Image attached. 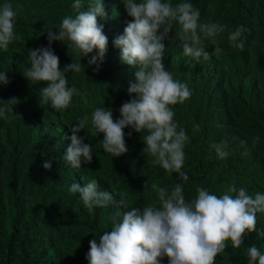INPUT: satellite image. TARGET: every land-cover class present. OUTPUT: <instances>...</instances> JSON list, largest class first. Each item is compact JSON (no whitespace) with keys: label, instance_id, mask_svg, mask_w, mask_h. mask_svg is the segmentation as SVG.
Returning a JSON list of instances; mask_svg holds the SVG:
<instances>
[{"label":"trees","instance_id":"1","mask_svg":"<svg viewBox=\"0 0 264 264\" xmlns=\"http://www.w3.org/2000/svg\"><path fill=\"white\" fill-rule=\"evenodd\" d=\"M88 2L84 0L85 8ZM189 2L200 10L202 23L220 22L228 30L219 37L224 49L220 55L212 54L214 46L205 41L208 59L185 56L175 26L172 40L165 44L167 70L192 93L174 108L176 121L190 139L184 147L183 170L189 176L184 184L186 200L195 197L197 186L221 195L232 182L249 193H264V0ZM4 3L17 13L19 39L7 52L0 50V71L6 72L9 81L0 85V100L17 98L19 103L8 107H14L22 119L0 117V264H88L89 242L110 230L112 209L89 212L79 194L69 191L71 183L83 187L96 179L100 190L109 191L117 201L123 196L130 205L143 207L157 201L155 193L144 192L146 180L169 189L178 182L175 174L153 166L142 153L145 133L133 132L129 137L131 129H125L129 151L118 158L103 151L102 134L91 135L90 117L96 107L112 109L118 119L120 106L132 98L128 88L137 69L122 63L120 50L113 45L131 17L120 0H101L105 15L98 20L108 37L104 61L97 73L95 65L88 66V58L81 59L84 70L68 74L69 86H75L80 95L73 97L67 110L57 111L39 103V88L46 85L29 83L21 72L29 67V50L46 47L47 31L56 32L62 19L73 14L74 0H0V5ZM237 26L247 30L243 51L230 48L227 40L228 31ZM52 48L61 70L76 59L60 42H53ZM84 116L89 122L78 135L93 147V161L73 169L63 155L71 143L70 128ZM193 124L201 131L193 134ZM223 140L229 142L232 153L222 160L213 144ZM241 141L246 142L243 147ZM45 161L51 162V170L42 167ZM256 229L264 231V214H258ZM253 243L264 252V237L252 233L240 249L229 245L215 264H247L245 246Z\"/></svg>","mask_w":264,"mask_h":264},{"label":"clouds","instance_id":"2","mask_svg":"<svg viewBox=\"0 0 264 264\" xmlns=\"http://www.w3.org/2000/svg\"><path fill=\"white\" fill-rule=\"evenodd\" d=\"M129 17L123 34L117 36L114 47L120 50L122 63L136 68L134 80L130 82L128 95L132 97L119 108V118L114 119L110 108L96 107L91 112V135H103L100 142L103 151L112 158L128 153L125 129L140 134L143 140L142 153L150 157L153 166H159L167 174H175L177 183L169 189L158 182L146 180L144 192L156 194L157 201L143 207L132 206L121 196L119 201L109 191H101L96 179L81 187L71 183L69 191L78 193L84 207L93 212L97 208H111L110 230L89 242L86 255L88 264H215L229 245L233 250L244 246V240L252 233L264 237V231L257 232L258 214H264V193H249L247 188L228 184L221 195L197 186L196 195L186 200L184 184L189 176L183 170L184 147L190 142L189 135L175 119L174 108L183 105L192 95L184 82L175 79L164 64L165 44L172 40L174 26L183 54L199 60L209 58L205 41L214 46L212 54L220 55L224 49L219 37L228 30L220 22H201V13L189 0L173 4L172 0H120ZM72 15L65 16L55 27L48 30L47 46L29 50V67L21 73L39 88V103L57 110H67L74 96L80 95L75 86H69V73H80L84 66L82 58H88V66L95 65L99 72L108 50V37L98 18L105 15L101 0H74ZM17 13L10 3L0 5V50L7 52L9 45L19 39L15 31ZM247 30L237 26L228 31L229 47L244 50L243 34ZM60 42L74 53L76 59L60 68L59 57L52 44ZM174 42V41H173ZM95 55H91L94 53ZM90 56V58H89ZM5 71H0V85L8 84ZM18 99L0 100V117L14 119L22 117L13 112ZM10 114V115H8ZM89 117L84 116L74 124L63 160L73 169H79L81 162L90 165L93 161V147L79 136L85 131ZM193 124V134L200 132ZM259 137L253 138V146ZM241 141V146L245 145ZM220 159H227L232 153L229 142L223 140L213 144ZM247 155V151L244 152ZM51 170V162L42 165ZM132 171L135 172L133 166ZM141 174L143 169L140 170ZM130 209V210H129ZM247 264H264V252L255 243L245 246Z\"/></svg>","mask_w":264,"mask_h":264}]
</instances>
